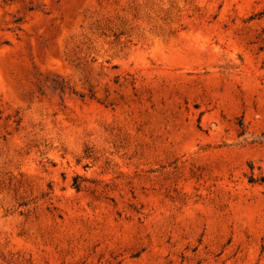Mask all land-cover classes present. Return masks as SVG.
I'll list each match as a JSON object with an SVG mask.
<instances>
[{"label": "rangeland", "instance_id": "374dc122", "mask_svg": "<svg viewBox=\"0 0 264 264\" xmlns=\"http://www.w3.org/2000/svg\"><path fill=\"white\" fill-rule=\"evenodd\" d=\"M0 264H264V0H0Z\"/></svg>", "mask_w": 264, "mask_h": 264}]
</instances>
